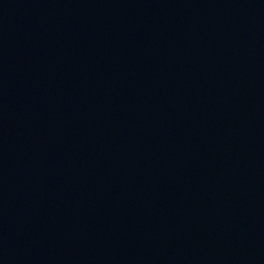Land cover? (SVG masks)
<instances>
[{"label": "water", "instance_id": "water-1", "mask_svg": "<svg viewBox=\"0 0 264 264\" xmlns=\"http://www.w3.org/2000/svg\"><path fill=\"white\" fill-rule=\"evenodd\" d=\"M0 264H264V0H0Z\"/></svg>", "mask_w": 264, "mask_h": 264}]
</instances>
